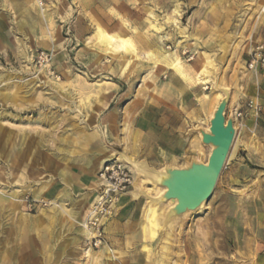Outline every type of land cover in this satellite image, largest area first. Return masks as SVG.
Listing matches in <instances>:
<instances>
[{"label":"rangeland","instance_id":"1","mask_svg":"<svg viewBox=\"0 0 264 264\" xmlns=\"http://www.w3.org/2000/svg\"><path fill=\"white\" fill-rule=\"evenodd\" d=\"M21 2L30 5L32 32H38L33 42L23 37L27 26L21 29L19 22L28 15L19 16L12 0H0V16L15 21L14 50L0 52V264H264V73L247 71L242 46L248 26L264 18V0L246 4L248 20L232 48L223 46L221 55L200 53L193 61L201 70L208 67L210 85L212 69L220 68L217 59H228L225 73L240 97L244 94L243 106L254 92L259 95V116L250 113L236 125L232 153L209 203L164 235L160 222L168 206L148 207L142 217L144 241L125 252H115L107 238L118 207L106 230L107 246L92 248L78 224L89 208L95 210L102 183L94 181L96 190H71L62 180L69 164L94 159L98 143L113 145L109 110L121 116L124 104L155 86L156 72L147 69L148 62H156L151 47L156 49L157 40L162 42L158 37L164 36L163 44L158 42L164 54L176 50L172 41L184 31L189 0ZM98 28L126 38L128 51L102 43ZM260 34L264 42V31ZM40 51L52 54L50 67L34 63ZM189 56L194 58L185 53V60ZM220 81L226 83L225 75ZM216 96L219 103L223 96ZM201 154L205 161L207 149ZM116 158L111 163L134 171ZM134 187L151 195L162 191L145 180ZM153 208L154 234L147 221Z\"/></svg>","mask_w":264,"mask_h":264},{"label":"crops","instance_id":"2","mask_svg":"<svg viewBox=\"0 0 264 264\" xmlns=\"http://www.w3.org/2000/svg\"><path fill=\"white\" fill-rule=\"evenodd\" d=\"M251 1L189 0V13L182 24L184 31L182 34L175 33L172 41L176 50L165 55L164 49L158 43L160 39L157 40L156 49L151 47V57H155L156 62H148L147 69L156 72L153 79L155 86H150L148 93H140L124 104L120 110L121 116L116 109L109 110L108 117L112 122L108 132L111 137L110 143L113 145L108 148L98 143L93 154L94 159L83 162L79 160L77 164H69L66 168L68 176L62 172L63 177L67 176L62 181L70 185L71 190L93 187L96 190L94 176L98 178L100 171L107 163L117 160L116 155H120L116 151H123L132 159L146 160L155 168H162L166 163L182 166L192 156L200 157V152L205 147L198 135H189L188 130L190 124L207 126L214 108L218 105L217 92L213 90L215 73L221 70V77L225 75L226 81L221 84L232 89L233 103L229 105V110L234 112L243 106L240 100L244 94L240 97V91L234 84L232 76L225 73L228 59H217L220 68L212 69L210 85L199 83L198 75L201 68L193 61L199 59L200 53L209 56L221 55L223 46L230 49L239 41L248 20V15H243L244 9ZM12 3L13 10L19 16L23 13L30 14L29 4H24L21 0H12ZM14 22L11 18L0 16V52L2 53L7 49L14 50V43L10 41ZM19 22L23 23H21V29L27 26L23 30V37L30 38L32 42L34 38H38L37 30L32 32L34 28L31 16H25ZM248 27L249 31L242 45L244 53H248L254 42L261 39L264 18ZM25 31L27 35L24 36ZM158 38H162L160 43L163 44L164 36ZM47 44L49 47L52 45ZM53 45L54 48L59 47L54 43ZM80 53L79 51L78 55ZM185 53L194 55L193 60H185ZM80 58L82 64H86L85 57L80 56ZM179 59L181 62L178 66ZM227 67L230 69L229 65ZM109 88L111 91L115 87ZM256 95H258L257 92H254L251 99ZM113 100H109V106ZM118 117L120 120H113ZM136 176L138 175L134 172V184ZM140 190L133 187V190L122 196L118 202L117 216L110 224L107 236L115 252H125L128 245H141L140 243L144 241L142 217L148 207L145 199L135 198V194Z\"/></svg>","mask_w":264,"mask_h":264},{"label":"water","instance_id":"3","mask_svg":"<svg viewBox=\"0 0 264 264\" xmlns=\"http://www.w3.org/2000/svg\"><path fill=\"white\" fill-rule=\"evenodd\" d=\"M221 72L215 73L213 90L223 97L208 125L190 124L188 130L189 135H198L207 149L205 161L194 155L182 166L166 163L162 168H155L146 160L132 159L125 152L116 151L149 186L162 189L158 195L144 189L135 194L136 199L146 200L147 207L168 206L160 222L162 235L209 203L232 153L238 129L234 112L229 111L232 89L221 84Z\"/></svg>","mask_w":264,"mask_h":264},{"label":"built area","instance_id":"4","mask_svg":"<svg viewBox=\"0 0 264 264\" xmlns=\"http://www.w3.org/2000/svg\"><path fill=\"white\" fill-rule=\"evenodd\" d=\"M247 71L253 75L264 73V42L256 41L247 53ZM193 60L192 56L188 57ZM53 56L46 51L37 53L34 63L39 67H50ZM261 112L259 95L246 101L244 106L234 111L235 125L243 121L250 113L256 117ZM98 178L102 183L101 198L97 202L94 214L86 223L85 229L90 233L89 244L92 248L107 246L106 230L113 219L120 198L130 193L134 187V171L123 163H107Z\"/></svg>","mask_w":264,"mask_h":264},{"label":"bare ground","instance_id":"5","mask_svg":"<svg viewBox=\"0 0 264 264\" xmlns=\"http://www.w3.org/2000/svg\"><path fill=\"white\" fill-rule=\"evenodd\" d=\"M178 7V6H177ZM181 14V13H180ZM178 15V14H177ZM174 17V16H173ZM169 19V18H168ZM171 21V20H169ZM173 21V18H172ZM176 22V21H175ZM178 27V26H177ZM98 33L100 35V37L102 38V43L107 44L110 47H115V49H125L128 51L127 45H128V41L126 38L124 37H114L111 35H108L107 33H105V31L103 32L102 29L98 28ZM30 39V38H28ZM28 48V47H27ZM27 52V51H26ZM29 54V53H28ZM168 55V54H167ZM25 56V53H24ZM30 59V58H29ZM27 61V60H25ZM170 61V60H169ZM30 63V62H29ZM176 65V64H175ZM174 67V66H173ZM172 67V68H173ZM183 69V68H182ZM3 76V75H0ZM1 80V78H0ZM3 80V79H2ZM198 81L201 84H209L210 83V79H209V69L207 66H204L202 68V70L200 71L199 75H198ZM3 82V81H2ZM1 84V82H0ZM6 84V83H5ZM212 96V95H210ZM231 104V103H230ZM1 117V116H0ZM199 153V152H198ZM202 153V152H200ZM202 155V154H201ZM204 155V154H203ZM104 163V162H103ZM102 166V165H101ZM102 168V167H101ZM136 187H139V185L141 184L142 181H144L143 178L136 176ZM94 181L101 184V181L99 178H97L96 176H94ZM99 188V187H98ZM101 196H96L95 200H94V204H96L99 200H100ZM59 212V211H58ZM94 214V211L89 208L86 212V214L83 216V220L79 221L78 224L83 228V234L85 236V239L89 240L90 239V233L88 232V230L85 229L86 223L88 221V219ZM68 215V214H67ZM71 217V216H70ZM147 221H148V228L151 229L152 234H154V230L157 227V218H156V210L153 208L150 211H148L147 213Z\"/></svg>","mask_w":264,"mask_h":264}]
</instances>
